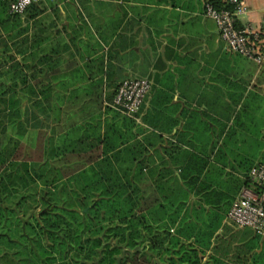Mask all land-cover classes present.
I'll list each match as a JSON object with an SVG mask.
<instances>
[{"label": "crops", "instance_id": "1", "mask_svg": "<svg viewBox=\"0 0 264 264\" xmlns=\"http://www.w3.org/2000/svg\"><path fill=\"white\" fill-rule=\"evenodd\" d=\"M208 1L42 3L63 24L51 76L52 146L102 150L113 135L118 147L96 163L107 159L122 179L151 181L162 200L152 226L201 250V264H264V236L228 220L250 186L247 169L264 162V62L229 51L205 14ZM239 1L248 8L239 23L261 28L264 0ZM133 77L152 81L134 118L104 104ZM166 246L151 252V264L179 260Z\"/></svg>", "mask_w": 264, "mask_h": 264}, {"label": "trees", "instance_id": "2", "mask_svg": "<svg viewBox=\"0 0 264 264\" xmlns=\"http://www.w3.org/2000/svg\"><path fill=\"white\" fill-rule=\"evenodd\" d=\"M211 2L218 7H233L223 0ZM44 7L33 5L24 14H13L8 3L0 0V28L26 14L33 19ZM2 36L0 264H151V252H167V243L177 248L174 253L180 256L171 264H201V250L177 240L167 226L150 223L151 219L161 218L153 207L162 202L151 181L122 179L119 169L107 159L96 163L118 147L113 135H106L109 140L102 150L87 151L82 147L59 153L52 146L54 132L44 120L52 117L55 79L51 76L55 72L58 40L48 42L50 37L43 30L28 33V28L15 37ZM39 73L45 78L38 79ZM113 97L104 104L115 110L106 104ZM7 127L14 130L13 135ZM46 130L49 138H42ZM31 131H38L39 142L37 145L36 138L35 146L27 147L23 138ZM261 163L264 162L251 164L247 169V185L251 182L249 171ZM49 179L55 182L45 192L48 206L32 210L27 219L23 218L15 206L24 192Z\"/></svg>", "mask_w": 264, "mask_h": 264}, {"label": "built area", "instance_id": "3", "mask_svg": "<svg viewBox=\"0 0 264 264\" xmlns=\"http://www.w3.org/2000/svg\"><path fill=\"white\" fill-rule=\"evenodd\" d=\"M3 1L8 3L10 13L24 14L33 5H42L46 1L60 3L72 0ZM232 4V8L218 7L208 1L205 4V14L215 20L220 36L229 51L262 64L264 24L261 28L249 24L240 25V16L247 12L248 8L239 0H233ZM151 86L152 81L148 78H126L118 85L112 102L106 104L134 118L140 111ZM248 175L251 179L250 186L243 189L233 200L228 220L238 227H249L257 235L264 236V163L254 165Z\"/></svg>", "mask_w": 264, "mask_h": 264}, {"label": "rangeland", "instance_id": "4", "mask_svg": "<svg viewBox=\"0 0 264 264\" xmlns=\"http://www.w3.org/2000/svg\"><path fill=\"white\" fill-rule=\"evenodd\" d=\"M59 14H60L59 11L50 9L47 6H45L44 10L38 15V17L41 16V20H39L38 18L37 19L28 18L29 15L21 16L19 17V19H16L15 21L9 23V26L0 28V34H2L7 39V37L9 36L10 37L17 36L24 28H28V33H33L37 29V27L42 24L44 26L43 32L49 35L50 37V39H48V42L54 39L57 40L59 36L62 34V28H63L62 21L58 19ZM44 44L47 43L45 42ZM52 111L53 110L51 109V115H52ZM52 123H53L52 117L49 118L48 120H44V124L46 126H50ZM45 125H43V127H45L44 129H47ZM3 130H4L3 126L0 125V131ZM7 132L12 135L14 134V130L12 128L10 129L9 127H7ZM37 134L38 131H31L27 136L23 138V144H25L27 147H29V145L35 146ZM46 135L49 138L48 136L49 131L44 133L42 138H44V136L46 138ZM48 138L45 140L47 141ZM38 139L39 138H37V145L39 142ZM51 139H55L54 136H52ZM49 176L51 175L49 174ZM54 182H55L54 179H49L47 181L42 180L36 183V185L27 188V190L24 192L25 195L22 198L21 202L15 206L20 211L19 214L23 218L27 219L32 210L40 211L48 206V204H46L47 202H45L48 199L44 200L45 192L53 187ZM58 184L60 185V183ZM65 194H67V190L65 191ZM54 201L55 200H50V202H54Z\"/></svg>", "mask_w": 264, "mask_h": 264}]
</instances>
